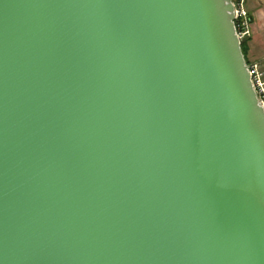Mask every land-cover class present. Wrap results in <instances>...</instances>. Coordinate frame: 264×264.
Here are the masks:
<instances>
[{"label":"water","instance_id":"water-1","mask_svg":"<svg viewBox=\"0 0 264 264\" xmlns=\"http://www.w3.org/2000/svg\"><path fill=\"white\" fill-rule=\"evenodd\" d=\"M0 264H264L232 0H0Z\"/></svg>","mask_w":264,"mask_h":264},{"label":"rangeland","instance_id":"rangeland-1","mask_svg":"<svg viewBox=\"0 0 264 264\" xmlns=\"http://www.w3.org/2000/svg\"><path fill=\"white\" fill-rule=\"evenodd\" d=\"M243 5L247 14L243 20L246 27L240 29L245 32L241 38L245 44V60L257 65L264 79V0H245Z\"/></svg>","mask_w":264,"mask_h":264},{"label":"built area","instance_id":"built-area-1","mask_svg":"<svg viewBox=\"0 0 264 264\" xmlns=\"http://www.w3.org/2000/svg\"><path fill=\"white\" fill-rule=\"evenodd\" d=\"M233 6H234V13H235V25H236V30L237 34L241 40L242 35L245 33L242 32L240 29L241 26H244L245 22L243 21L244 19L246 20L247 14L244 10V2L245 0H232ZM242 19V21L240 20ZM244 26L243 28H245ZM248 70L251 75V80L253 83L254 90L256 92V95L258 97V100L262 107L264 108V79L262 78V73H260L258 66L254 64L248 65Z\"/></svg>","mask_w":264,"mask_h":264},{"label":"trees","instance_id":"trees-1","mask_svg":"<svg viewBox=\"0 0 264 264\" xmlns=\"http://www.w3.org/2000/svg\"><path fill=\"white\" fill-rule=\"evenodd\" d=\"M241 48H242V52H243L244 57H245V44H244V42H241ZM245 59H246V57H245ZM246 62L249 64L248 60H246Z\"/></svg>","mask_w":264,"mask_h":264}]
</instances>
